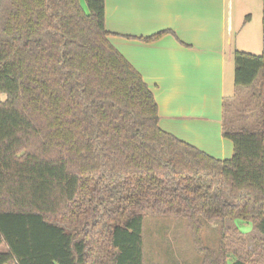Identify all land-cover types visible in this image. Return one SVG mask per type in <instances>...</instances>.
Here are the masks:
<instances>
[{
    "label": "trees",
    "instance_id": "1",
    "mask_svg": "<svg viewBox=\"0 0 264 264\" xmlns=\"http://www.w3.org/2000/svg\"><path fill=\"white\" fill-rule=\"evenodd\" d=\"M109 34L106 0H0V264H144L151 215L183 216L206 264H248L201 232L244 220L264 235V53L234 52L222 160L160 127Z\"/></svg>",
    "mask_w": 264,
    "mask_h": 264
},
{
    "label": "crops",
    "instance_id": "2",
    "mask_svg": "<svg viewBox=\"0 0 264 264\" xmlns=\"http://www.w3.org/2000/svg\"><path fill=\"white\" fill-rule=\"evenodd\" d=\"M255 13L264 0H106L109 40L153 91L160 127L222 160L234 153L223 135L234 52L261 48Z\"/></svg>",
    "mask_w": 264,
    "mask_h": 264
},
{
    "label": "rangeland",
    "instance_id": "3",
    "mask_svg": "<svg viewBox=\"0 0 264 264\" xmlns=\"http://www.w3.org/2000/svg\"><path fill=\"white\" fill-rule=\"evenodd\" d=\"M248 15V13H244L240 15V19L246 21ZM263 22L264 16L255 13L251 24L257 23L258 25L261 48L251 53L261 54L264 52ZM253 89L255 90V86L247 91ZM233 95V90H230L229 97ZM246 99H248V95L243 94L241 100L246 102ZM230 103L235 107L233 99ZM222 236L225 237V240ZM201 240L203 246L208 248L215 257H220L223 242L229 259L238 255L248 264H264V235L249 221L228 220L223 225L221 221L208 222L204 220ZM144 248V264H206V255L199 250L193 232L183 216H147L144 224ZM5 249V245H0V251Z\"/></svg>",
    "mask_w": 264,
    "mask_h": 264
}]
</instances>
